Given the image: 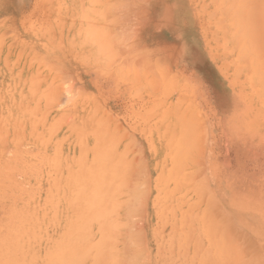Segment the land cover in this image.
<instances>
[{
    "label": "rangeland",
    "instance_id": "1",
    "mask_svg": "<svg viewBox=\"0 0 264 264\" xmlns=\"http://www.w3.org/2000/svg\"><path fill=\"white\" fill-rule=\"evenodd\" d=\"M103 188L102 264H264V0H0V264Z\"/></svg>",
    "mask_w": 264,
    "mask_h": 264
},
{
    "label": "bare ground",
    "instance_id": "2",
    "mask_svg": "<svg viewBox=\"0 0 264 264\" xmlns=\"http://www.w3.org/2000/svg\"><path fill=\"white\" fill-rule=\"evenodd\" d=\"M221 24V23H220ZM222 27V26H221ZM226 36H228V35H226ZM235 39V38H234ZM147 72V71H146ZM145 73V72H144ZM157 77V76H156ZM176 79V78H175ZM164 80V79H163ZM175 86V85H174ZM259 91V90H258ZM261 91V90H260ZM262 92V91H261ZM171 100V99H170ZM147 166H148V163H147ZM151 170V169H150ZM156 170H157V168H156ZM161 172V171H160ZM90 174V173H89ZM150 174V173H149ZM151 177V176H150ZM55 179H57L56 177H55ZM151 179H152V177H151ZM56 181V183H58V181L57 180H55ZM55 183V184H56ZM159 183V182H158ZM81 184V181H80V183H79V185ZM87 184V183H86ZM68 185V184H67ZM70 185V184H69ZM68 185V186H69ZM145 185V184H144ZM138 186V185H137ZM143 186V185H142ZM151 186V185H150ZM70 187H72V186H70ZM80 187H82L81 185H80ZM79 187V188H80ZM139 187V186H138ZM57 188H60V185H58V187ZM69 188V187H68ZM83 188H84V186H83ZM83 188H81V190H83V192H84V190L85 189H83ZM90 188L92 189L90 192L89 191H87V190H90ZM89 189H86V191H87V195H93L94 194V192L95 191H93V189H95L96 190V188L97 187H90ZM155 188H156V186H155ZM75 189V188H74ZM105 190L106 189H102V191H98V195H97V197H96V199H97V209H96V211H95V213L98 211V209H99V206H100V209L102 208V206L105 204V205H107V206H109L110 204H112L113 205V199H115V195H114V192H113V190H112V188H108L107 189V191H110V192H107V193H105ZM151 190V189H150ZM75 191H78L79 192V190H75ZM74 191V193H76ZM78 192L76 193V194H74V196H73V198H72V196H71V201L69 200V206H70V208L71 209H76L78 206H79V204H80V202H82L83 203V205H80V206H84V202H86V201H89L90 199H91V196H90V198H88L87 197V195H86V197L84 196V197H81L82 195V193L83 192H80L79 194L81 195L80 197H81V199L83 198V201L80 199V197H79V194H78ZM90 194H89V193ZM92 192V193H91ZM97 192V191H96ZM149 193L151 192V191H148ZM65 195H66V192L64 193ZM78 194V196H77V199L79 198V200H76L77 202H79V204H77V202L75 201L74 202V200H75V198H76V195ZM84 194V193H83ZM150 195V194H149ZM106 196H108V199L106 198ZM139 197V196H138ZM64 198H65V196H64ZM85 199V200H84ZM87 199V200H86ZM73 201V202H72ZM66 202V201H65ZM72 204H74V205H72ZM81 203V204H82ZM87 203V202H86ZM77 204V207L75 206ZM132 204V203H131ZM131 204H128V206L130 205V207H132L131 206ZM87 205H88V208H89V204L87 203ZM87 205H86V207H85V209H86V211L88 210V208H87ZM129 207V208H130ZM74 209L72 210L73 212H74ZM79 209H80V207H79ZM78 208L76 209V211H75V215H76V213H77V215L76 216H74V214H73V218L71 217V219H72V221H71V219H69L70 220V231H68L69 230V228H67V231H64L63 232V234H62V236L64 237V240H65V242L66 243H68L69 244V248H70V251H69V254L66 256V258H65V261L64 262H62V264H84V259H86L87 257L86 256H88V252L89 253H94V254H96L97 253V259H99V262H98V264H102L101 263V261H100V259H102L101 257H100V253L98 252L99 251V249H102V244H101V235H100V233L102 232V227H103V225H105V226H107L108 225V223L109 222H111V221H106L107 219L105 218V214L103 213V211H102V209H101V211H102V214H103V216H104V218H105V220H101V222L100 223H98L97 221H94L93 219L91 220V221H89V222H87L86 224H84L81 220H83L85 217H83L82 219L80 218V217H78V215H79V212H80V214H83V212H84V207L83 208H81V210H79ZM90 209V208H89ZM91 209H92V207H91ZM132 209V208H131ZM135 209V208H134ZM78 210V211H77ZM83 210V211H82ZM82 211V212H81ZM69 212H70V210H69ZM86 214V213H85ZM87 215H88V211H87ZM86 216V215H85ZM96 216L97 217H100L101 216V213L100 212H97V214H96ZM74 217H77V218H79V219H75ZM87 218H88V216H86ZM90 218V217H89ZM81 219V220H80ZM75 222H74V221ZM78 220V221H77ZM81 221V222H80ZM84 221H86V220H84ZM92 221H94V223L95 222H97V224H95V226H92ZM106 221V222H105ZM74 224H73V223ZM79 222V223H78ZM76 223V224H75ZM106 223H107V225H106ZM74 225V227H73V225ZM62 225V224H61ZM77 227V228H76ZM72 228H73V231H75V230H77V234H74L73 233V231H72ZM110 228H111V225H110ZM92 231V233L94 234V235H96L97 236V238L99 237L100 239L99 240H96L95 241V243L92 245L93 247H91V246H88L87 244H84V243H82L83 242V236L87 233H90ZM79 232V233H78ZM82 234H83V236H82ZM140 235V234H139ZM79 236V237H78ZM80 236H82V238L80 237ZM134 236H135V234H134ZM57 237H58V232L56 231L55 232V234L53 235V240L51 241V244H47V245H50V247H51V250L47 253V255L49 256V258L51 257V253H54L55 252V250H57ZM83 239V240H82ZM141 239V238H140ZM135 240H136V238H135ZM143 240V239H142ZM56 241V242H55ZM58 241H60V239L58 240ZM145 243V242H144ZM68 246V245H67ZM85 250V251H84ZM88 250V251H87ZM39 252H41V251H39ZM42 253V252H41ZM105 264H108V262L106 261L105 262ZM110 264V263H109Z\"/></svg>",
    "mask_w": 264,
    "mask_h": 264
}]
</instances>
